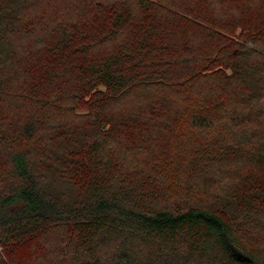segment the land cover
I'll list each match as a JSON object with an SVG mask.
<instances>
[{"label":"trees","instance_id":"1","mask_svg":"<svg viewBox=\"0 0 264 264\" xmlns=\"http://www.w3.org/2000/svg\"><path fill=\"white\" fill-rule=\"evenodd\" d=\"M0 264H264V0H0Z\"/></svg>","mask_w":264,"mask_h":264},{"label":"rangeland","instance_id":"2","mask_svg":"<svg viewBox=\"0 0 264 264\" xmlns=\"http://www.w3.org/2000/svg\"><path fill=\"white\" fill-rule=\"evenodd\" d=\"M241 30H239L238 32H237V34L236 35H238L239 34V32H240ZM239 40H241L242 38H238ZM242 41H243V39H242ZM59 188H62V189H66L67 188V190H70V189H68V188H70L71 187V185H70V183H68V182H66V183H59ZM58 191V190H57Z\"/></svg>","mask_w":264,"mask_h":264}]
</instances>
